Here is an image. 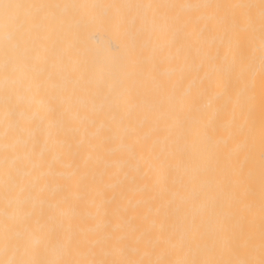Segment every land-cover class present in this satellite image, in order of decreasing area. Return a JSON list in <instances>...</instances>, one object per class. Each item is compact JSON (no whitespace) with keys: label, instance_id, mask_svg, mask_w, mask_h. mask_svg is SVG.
Here are the masks:
<instances>
[{"label":"bare ground","instance_id":"1","mask_svg":"<svg viewBox=\"0 0 264 264\" xmlns=\"http://www.w3.org/2000/svg\"><path fill=\"white\" fill-rule=\"evenodd\" d=\"M0 264H264V0H0Z\"/></svg>","mask_w":264,"mask_h":264}]
</instances>
